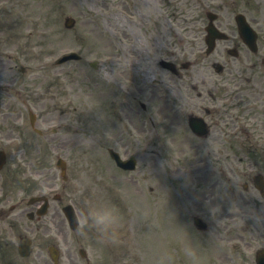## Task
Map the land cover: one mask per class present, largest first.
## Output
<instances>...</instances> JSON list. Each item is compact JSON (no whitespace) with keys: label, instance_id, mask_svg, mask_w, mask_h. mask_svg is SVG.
Segmentation results:
<instances>
[{"label":"rangeland","instance_id":"1","mask_svg":"<svg viewBox=\"0 0 264 264\" xmlns=\"http://www.w3.org/2000/svg\"><path fill=\"white\" fill-rule=\"evenodd\" d=\"M0 1L7 9L11 10V20L29 18L35 31L32 39L22 38L19 44L14 42L5 44L8 49L3 47L0 51L5 53L7 50H19L23 44L30 41L35 46L31 53L16 55L20 59V64L30 68L26 76H22L18 70L1 71L4 83L14 82V80L8 81L10 80L9 77L14 75L17 78V83L24 80L27 89L36 92L33 98L30 97V93H28V97L19 99L13 93L7 95L5 99L11 104L8 108L9 117L5 118V122L11 121L10 115L14 107L22 108L21 102L24 101L27 102L26 104L29 103L35 107L43 119L50 118L53 112L50 109L51 106H61L62 108L51 116V123L54 124V128L65 122L69 123V120L76 123V127L73 129L76 132L62 129L53 139V145L58 148L54 147V149L47 151L48 160H50L49 163L53 170L52 179L49 183L55 188H61L60 171L56 169L55 163L56 157L62 156L67 161L70 178L66 190L64 189L65 194L69 193L79 208H81L83 200L91 197L94 192L111 199L121 208L126 218L125 242L117 247L111 245L117 254V264H145L142 258L143 253L149 250L148 244L153 246L162 238V233L164 234L163 238L178 248L181 243L179 236L181 230L178 223L184 226L182 216L174 209H170L169 211L175 215L177 222L175 218H172L169 228L168 213L154 215V209L150 205L152 198L148 199L143 193V191L148 190L144 175L145 166L157 168V163L161 160L159 147L155 145L160 146V141L154 134L155 130L160 129V126L159 123L151 124V109L149 111L148 108L147 112L143 111L139 106L138 98L146 101H148L147 98L152 100V102L148 101L149 105H162V100L152 97L151 92L144 89L145 96L135 98L137 92L132 89L131 98H128L126 91L129 83L118 73L120 64H115V61L120 59L121 64L130 61L125 58H130L131 45H135L137 49L141 50L142 53L139 58L144 60V69L150 74L151 69L157 67L155 65L157 54L150 52L152 47L147 43L143 28L136 29L134 24L139 21L143 22L148 17L153 18L154 14L159 15L160 12L157 11V8H161L163 10L161 14L165 16L192 13L201 19L203 17L205 21V11L209 10V0ZM152 7L156 9L154 14H152ZM66 15H71L77 19V26L71 31L64 28ZM5 20H7V16ZM123 27L127 28L128 33L132 31H134L133 34L139 33L140 39L134 42L130 40L129 34L128 36L121 34L118 35V40H122L125 44L118 42L116 45L113 41L114 33ZM152 30V44L155 46L160 42L161 37L158 36L159 28L157 26H152ZM168 31L167 28L163 39L166 51L176 52L177 50L180 54H189L190 59H193L191 53L194 45L191 41L197 42V46H199L198 43L204 46L205 34H199L195 27L185 26L182 30H176L177 32L174 34ZM23 32L28 33L26 29H23ZM125 45H129V48ZM71 51L80 52L84 58L83 61L70 62L61 67H50L57 58ZM8 59L7 57L1 60L0 66L10 62L15 65L14 61ZM93 61L99 64L96 69L89 65ZM133 76L135 77V75ZM150 78L158 77L151 75ZM117 86L122 93L121 97L116 96ZM47 88L50 89L49 93L46 91ZM70 101H74L75 106L79 105V109L73 108L68 116H63V108ZM80 113L84 117L83 125L79 119ZM144 118L147 134L142 135L145 130L142 127ZM6 126L4 124L5 131H7ZM120 143L127 144L122 146ZM113 145L118 148L121 147L119 150L121 154L130 153L138 156L139 170L130 175L132 176L131 180L122 181L117 175L118 170L110 162L111 158L106 148ZM161 152L163 153L162 149ZM44 186L45 184L42 183L41 187ZM110 186L116 189H109ZM136 191L140 192L138 193L139 200H136ZM118 192L121 195L120 200L116 197L119 195ZM14 193L16 192L10 193L6 198L7 205L20 200L22 194L14 195ZM143 200L149 209L148 212L147 208L145 207L144 210L140 203H143ZM123 203L126 204L124 207L121 206ZM209 208L211 209L209 212V239H214L210 240L209 264H254L253 252L257 247L252 245L254 244L253 232L215 227L221 223L217 218L224 212L222 200H210ZM27 210L30 209H26V206L22 205L20 210L6 218L3 251L6 258H4L5 262L0 260V264H32L35 261H38V264L51 263L44 246L36 249L37 255L31 260L26 262L19 260L15 253V247L18 244L15 240L21 234L31 239L36 238L42 244L49 239V234L63 230L65 236L72 242V249L76 248L77 243L74 241L77 237L76 234H70L68 230L66 231V227L60 222L62 221L61 217L54 210L53 216H56L60 221H54L53 224L50 219H47V224L52 223L50 228H47L48 226L46 225V227L44 222L29 221L26 218ZM147 213L150 217L154 216L150 223L164 227L159 230L154 227L155 230L152 233L153 228L149 223L147 226L148 233L145 236ZM126 241H128L127 244H131L130 251L127 252L124 245ZM229 241L236 243L227 245ZM238 241H243L248 246L239 243L240 250L236 246ZM88 245L92 250L90 259L98 255L102 259L104 258L102 251L105 248L98 244L95 239L89 240ZM97 259L99 260V258ZM178 264H182L181 260Z\"/></svg>","mask_w":264,"mask_h":264},{"label":"clouds","instance_id":"2","mask_svg":"<svg viewBox=\"0 0 264 264\" xmlns=\"http://www.w3.org/2000/svg\"><path fill=\"white\" fill-rule=\"evenodd\" d=\"M172 218L176 220L168 209L169 228ZM178 225L181 230L179 247L172 246L162 233V238L143 253L145 264H178L180 260L184 264H207L208 252L202 245L200 235L193 234L186 226ZM125 226L126 218L121 208L111 199L94 192L82 202L76 236L82 241L94 237L98 244L119 246L125 242ZM155 227L159 230L164 226L157 224Z\"/></svg>","mask_w":264,"mask_h":264},{"label":"flooded vegetation","instance_id":"3","mask_svg":"<svg viewBox=\"0 0 264 264\" xmlns=\"http://www.w3.org/2000/svg\"><path fill=\"white\" fill-rule=\"evenodd\" d=\"M214 88L213 85H209V100L210 102H213V95H214ZM218 90V89H217ZM248 89H243V92L247 91ZM219 95L221 96L219 98H222L223 100H226L228 103L227 104H218L217 105V100H216V105L212 107L211 111V124H212V130L216 134H224L225 131V124L228 123L226 120L227 118H230V110L233 108H236L238 110L242 109L243 114L248 115L251 117V121L254 123V125H262V128H259V131H264V121L261 119H258V115L256 112H254L257 107H253L254 109L252 110H245L242 104L239 102V100H236L239 94H231L229 89L226 88H220ZM245 97V96H244ZM249 132L243 131V134H248ZM221 138H216L215 140H220ZM214 148H218L217 146H214ZM1 149V147H0ZM3 192L2 188L0 187V194ZM5 218V211L0 210V219L4 220Z\"/></svg>","mask_w":264,"mask_h":264}]
</instances>
